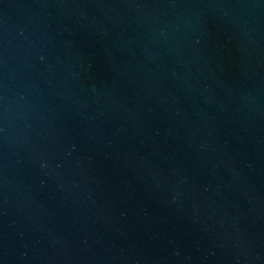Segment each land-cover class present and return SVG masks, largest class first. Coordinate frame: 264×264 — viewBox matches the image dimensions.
I'll list each match as a JSON object with an SVG mask.
<instances>
[{
	"label": "water",
	"instance_id": "obj_1",
	"mask_svg": "<svg viewBox=\"0 0 264 264\" xmlns=\"http://www.w3.org/2000/svg\"><path fill=\"white\" fill-rule=\"evenodd\" d=\"M0 264H264V0H0Z\"/></svg>",
	"mask_w": 264,
	"mask_h": 264
}]
</instances>
